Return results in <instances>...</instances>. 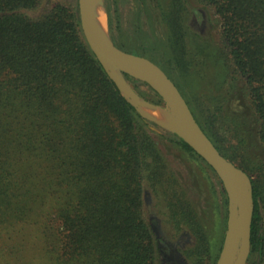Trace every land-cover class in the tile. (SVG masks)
Returning a JSON list of instances; mask_svg holds the SVG:
<instances>
[{
    "label": "trees",
    "instance_id": "16d2710c",
    "mask_svg": "<svg viewBox=\"0 0 264 264\" xmlns=\"http://www.w3.org/2000/svg\"><path fill=\"white\" fill-rule=\"evenodd\" d=\"M43 1L0 0V264H163L147 184L164 188L171 215L195 237L190 264H216L221 247L176 187L158 136L199 154L125 96L89 47L78 3L31 16ZM202 1L220 21L224 83L239 86L264 144V0ZM182 4L169 11L171 60L186 67ZM188 104L235 162L217 144L214 115L199 109L204 124ZM252 191L247 264H264V178H252Z\"/></svg>",
    "mask_w": 264,
    "mask_h": 264
},
{
    "label": "rangeland",
    "instance_id": "374dc122",
    "mask_svg": "<svg viewBox=\"0 0 264 264\" xmlns=\"http://www.w3.org/2000/svg\"><path fill=\"white\" fill-rule=\"evenodd\" d=\"M54 1L57 0H44L28 13L38 16ZM62 1L71 5L78 3V0ZM182 2L184 61L189 64L186 67L171 60L172 0H100L111 40L123 50L147 57L162 67L201 122L205 124L199 109H204L205 117L214 115L211 119L218 135L217 144L223 153L245 168L252 184V178H264V144L257 137V123L239 86L229 89L224 83L226 70L219 53V18L202 0ZM125 72L130 73L125 67L117 70L121 82L131 93L124 92L129 99L142 101L138 105L142 111L157 107L170 112L152 84L139 78L144 83L136 89L126 80ZM158 138L169 169L176 176V187L191 205L211 245L214 249L221 247V253L229 221V200L223 182L200 155L164 136ZM144 197L146 215L162 243L163 264H190L184 252L194 245L195 237L186 223H178L171 215L164 188L158 186L154 190L147 184Z\"/></svg>",
    "mask_w": 264,
    "mask_h": 264
},
{
    "label": "water",
    "instance_id": "95a60500",
    "mask_svg": "<svg viewBox=\"0 0 264 264\" xmlns=\"http://www.w3.org/2000/svg\"><path fill=\"white\" fill-rule=\"evenodd\" d=\"M80 24L84 37L96 56L113 76L122 92H129L121 79L112 74L106 61L113 64H125L137 67L148 73V77L137 76L150 84L164 98L170 107V113L177 120V128H169L155 118L144 114L137 104L125 96L146 117L158 122L164 128L177 133L183 138L211 167L223 182L229 200V221L224 246L216 264H246L251 249V223L253 218L254 200L250 177L245 170L234 161L223 155L211 138L197 121L186 98L169 77L165 70L147 57L128 52L118 47L107 34L98 32L91 13V0H78ZM125 91V92H124ZM239 225V234L231 243L230 235L233 228ZM238 247V250H237Z\"/></svg>",
    "mask_w": 264,
    "mask_h": 264
},
{
    "label": "bare ground",
    "instance_id": "6f19581e",
    "mask_svg": "<svg viewBox=\"0 0 264 264\" xmlns=\"http://www.w3.org/2000/svg\"><path fill=\"white\" fill-rule=\"evenodd\" d=\"M91 13L94 18L95 26L101 34L105 35L107 37V27H106V18L105 13L101 7L100 0H91ZM109 70L112 72V74L118 79L117 70H120L122 67L127 68L131 73L141 76V77H148V73L138 69L137 67L125 65V64H113L109 61L105 62ZM137 106L139 103H142L140 100H133ZM139 107V106H138ZM140 109V108H139ZM141 110V109H140ZM142 111V110H141ZM144 114L147 116L155 118L157 121H159L161 124L169 127V128H177V120L174 115H172L169 111L166 112L163 109L157 108V107H147L145 109ZM239 234V225H237L235 228H233L232 233L230 235V241L231 243L235 240L237 235Z\"/></svg>",
    "mask_w": 264,
    "mask_h": 264
}]
</instances>
